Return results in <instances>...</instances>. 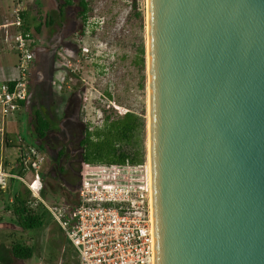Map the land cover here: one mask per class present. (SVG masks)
I'll return each mask as SVG.
<instances>
[{
  "label": "water",
  "instance_id": "95a60500",
  "mask_svg": "<svg viewBox=\"0 0 264 264\" xmlns=\"http://www.w3.org/2000/svg\"><path fill=\"white\" fill-rule=\"evenodd\" d=\"M148 12L156 264H264V0Z\"/></svg>",
  "mask_w": 264,
  "mask_h": 264
},
{
  "label": "rangeland",
  "instance_id": "374dc122",
  "mask_svg": "<svg viewBox=\"0 0 264 264\" xmlns=\"http://www.w3.org/2000/svg\"><path fill=\"white\" fill-rule=\"evenodd\" d=\"M71 1H82L86 6L77 17V8L70 7L72 23L68 37L82 51L70 55L74 70L63 68L52 56L43 55L36 60L29 110L31 121L25 120L24 136L30 143L28 132L32 128L33 112L40 109L54 124L47 140L54 151H59L65 144L67 153L80 152L78 142L85 135V126L98 125L104 110L115 111L122 107L141 118L136 119L141 122L129 143L119 142L121 153L127 159L142 163L148 150L147 0ZM18 2L20 0H3L7 9H12ZM52 7L56 9V4L52 3ZM4 58V53L0 52V80L6 78L7 73L13 77L19 73L16 52L8 62L3 61ZM67 160L68 157H64L57 165H66L67 173L60 174V178L76 188L81 181V163L76 159L69 163ZM3 194L6 193L0 191V218L11 216L2 205L6 198ZM6 220L3 225L8 227H2L5 229L0 232H5L9 246L20 242L33 249V257L25 261L30 264H78L75 248L52 213H48L42 228L30 231Z\"/></svg>",
  "mask_w": 264,
  "mask_h": 264
},
{
  "label": "built area",
  "instance_id": "2783aa9c",
  "mask_svg": "<svg viewBox=\"0 0 264 264\" xmlns=\"http://www.w3.org/2000/svg\"><path fill=\"white\" fill-rule=\"evenodd\" d=\"M6 26L15 33L19 74L13 86H0V190L6 193L13 184H20L29 195L27 207L43 206L52 213L77 251L80 264H156L148 157L142 163L85 159L80 165L77 206L56 209L43 199L47 154L30 144L19 129L22 103L29 96L34 72L35 44L31 31L24 29L19 2ZM56 58L63 68L74 70L64 50H59ZM117 111L120 116L133 114L122 107Z\"/></svg>",
  "mask_w": 264,
  "mask_h": 264
},
{
  "label": "trees",
  "instance_id": "16d2710c",
  "mask_svg": "<svg viewBox=\"0 0 264 264\" xmlns=\"http://www.w3.org/2000/svg\"><path fill=\"white\" fill-rule=\"evenodd\" d=\"M66 2L68 6H75L77 8V16L81 15L86 9L82 1L75 2L66 0ZM23 18L25 25L24 29L26 31L35 30L33 21L30 17H26L23 14ZM81 51L82 48L80 47L77 53ZM41 77L39 80H41ZM33 78L30 84L29 96L27 100L22 103L19 129L23 136L25 135V120H27V122L31 121L29 110H31L32 104ZM105 85L110 87L109 83H105ZM136 119L141 118H138L135 114L120 116L115 112L104 110L102 119L98 125L92 127L91 124H88L85 126V135L81 137L78 142L80 152L74 151L69 154L67 153V146L65 144L61 146L59 151L56 150L55 152L54 147L47 143L54 124L45 116L42 110L38 109L34 111L32 116L33 123L31 122L32 128H30V130L28 123V137L32 145L37 146L47 154V162L43 172V199L51 207L56 209L71 210L77 206L79 203L78 194L81 181L76 188H73L68 182H62L60 174L67 173V170L65 168L66 165L57 166L60 160L64 157H68V163L74 159H76L77 163H81L83 160H90L92 157L109 158L112 160L118 159L121 161L130 160L121 153L122 146L119 142H130V136L137 131L139 128L138 122H141V120L137 121ZM84 150H87V153H84ZM4 196H6V198L2 202V205L7 207L6 209L11 216H4V218H0V220L7 219L9 222L16 223L24 231L36 230L44 226L46 217L50 212L43 206L37 209L27 207L26 204L29 195L20 184H13ZM32 257L33 249L28 245H24V243L14 242L12 246H7L6 244L0 245V264H12L15 259L30 260Z\"/></svg>",
  "mask_w": 264,
  "mask_h": 264
},
{
  "label": "flooded vegetation",
  "instance_id": "af4514ba",
  "mask_svg": "<svg viewBox=\"0 0 264 264\" xmlns=\"http://www.w3.org/2000/svg\"><path fill=\"white\" fill-rule=\"evenodd\" d=\"M52 3L56 4V9L52 7ZM20 5L23 14L30 17L35 28L31 31L35 41L33 70H35L36 60L43 57V55L45 57L52 56L57 60L56 55L59 50H64L69 56L77 53L79 45L71 43V39H68L67 36L72 19L70 6H68L66 0H20ZM10 21L5 20L3 23H9ZM53 28L57 29L56 35L51 32ZM8 29L11 31V40L16 48L15 33L10 26Z\"/></svg>",
  "mask_w": 264,
  "mask_h": 264
},
{
  "label": "crops",
  "instance_id": "0c3cea01",
  "mask_svg": "<svg viewBox=\"0 0 264 264\" xmlns=\"http://www.w3.org/2000/svg\"><path fill=\"white\" fill-rule=\"evenodd\" d=\"M14 7H15V5H14ZM14 7L12 9L10 8L12 10V11H10V9H7L5 7V4H3V0H0V20H1V22H4L5 20H7V21L11 20ZM71 23H72V20H71ZM51 32L53 35H56L57 29L53 28L51 30ZM67 36H69V33ZM0 39L2 41V43L0 44V50L5 55V58L3 59V61L8 62L9 59L11 58V55L13 54V52H16L17 55H18V53H17L16 48L13 46V41L11 40V31H10V29H8L7 26L0 28ZM2 44H3V46H1ZM18 64H19V57H18ZM18 64L16 65L17 70H18ZM17 78H18V75L13 77L10 73H7L6 78H4L3 80H0V86H3V85L12 86V84H14V82L16 81ZM21 113H22V110H21ZM21 113H20V117H21ZM1 218H3V216H1ZM5 223H6L5 220L4 221L0 220V231H1V229H5L2 227H8L7 225H3ZM4 233L5 232H0V245L6 244L7 246H9L10 240H7L5 238L6 235ZM12 264H30V263H29V261L27 262L24 259H15ZM78 264H80L79 257H78Z\"/></svg>",
  "mask_w": 264,
  "mask_h": 264
},
{
  "label": "bare ground",
  "instance_id": "6f19581e",
  "mask_svg": "<svg viewBox=\"0 0 264 264\" xmlns=\"http://www.w3.org/2000/svg\"><path fill=\"white\" fill-rule=\"evenodd\" d=\"M146 36H147V105H148V113H147V141H148V150L147 157L151 158V70H150V51H149V40H150V31H149V12H148V0H147V13H146ZM151 166V163H150ZM150 178L152 181V166L150 167Z\"/></svg>",
  "mask_w": 264,
  "mask_h": 264
}]
</instances>
